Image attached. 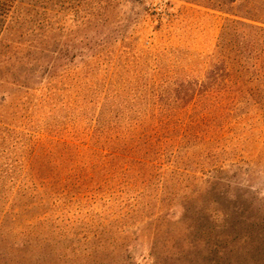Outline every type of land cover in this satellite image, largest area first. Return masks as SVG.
Wrapping results in <instances>:
<instances>
[{"label":"rangeland","instance_id":"rangeland-1","mask_svg":"<svg viewBox=\"0 0 264 264\" xmlns=\"http://www.w3.org/2000/svg\"><path fill=\"white\" fill-rule=\"evenodd\" d=\"M235 10L230 0H14L0 36L9 246L10 179L27 174L38 138L42 164L73 159L76 146L109 152V172L86 187L43 196L53 197L43 207L24 200L20 219L39 251L21 264H264V87L239 79L233 42L231 77L205 82ZM182 86L194 100H178ZM132 120L140 160L125 152L115 172L110 152ZM83 244L108 250L72 254Z\"/></svg>","mask_w":264,"mask_h":264},{"label":"trees","instance_id":"trees-1","mask_svg":"<svg viewBox=\"0 0 264 264\" xmlns=\"http://www.w3.org/2000/svg\"><path fill=\"white\" fill-rule=\"evenodd\" d=\"M14 0H0V36L6 25V20L13 9ZM231 5H236L239 11L229 12L234 19H228L227 24L223 29L221 43H219V55L222 56L219 64L211 69L206 77L205 82H211L216 85L219 82L220 75L226 74L231 77L229 68L230 58L224 54L227 50V44L233 42L235 58L232 60L238 77L243 75L254 76V80L259 82L264 87V0H230ZM244 11V12H240ZM247 27L249 32H241V28ZM233 67V66H232ZM241 75V76H240ZM230 81V80H228ZM229 83V82H228ZM183 88V90H180ZM175 90L178 100L185 103L194 100L197 91L185 89L184 86ZM201 92V90H200ZM139 121H133L128 127L121 128L119 141L123 143V147H118L113 155L110 166L111 170L119 171L122 166L120 160L124 157V153H130L135 159L140 155L139 148ZM100 140V139H99ZM98 142V141H96ZM131 142V146L127 145ZM43 141L38 138L34 148L30 146L24 158V165L21 166L22 171L27 174L23 178L12 176L10 186L13 195L11 200V222L12 228L8 230L16 235L17 240L12 244L8 242L4 221L7 218L6 213L0 218V246L5 245L6 250H0L1 264H21L29 257L37 255L39 250H32L30 237L25 230L26 222L20 219V209L24 205V200L28 196H33L35 201L34 207H43L50 205V200L43 196H55L59 191H70L78 186V189L86 187L87 180H93L96 175H104L109 172V165L103 160L109 153L108 150L94 146H86L85 149H80L76 146L74 158H67L61 163L52 159L51 162L42 164V158L46 154V149L43 146ZM123 155V156H122ZM133 155V156H132ZM117 157V158H116ZM57 165V166H56ZM54 167L58 174L45 175V172ZM13 175H16L13 169ZM72 181L74 184H72ZM86 184V185H85ZM42 199L38 200V197ZM53 201V199H52ZM51 201V202H52ZM56 202V201H55ZM106 249V250H105ZM107 251L104 244L96 246L94 249L88 247V244H83L72 254L83 257L94 256L100 251ZM115 250V248H114ZM62 259V257L60 258Z\"/></svg>","mask_w":264,"mask_h":264}]
</instances>
